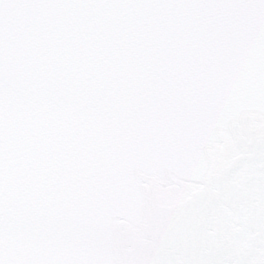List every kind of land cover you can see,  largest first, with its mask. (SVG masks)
Returning <instances> with one entry per match:
<instances>
[{"label":"snow or ice","instance_id":"snow-or-ice-1","mask_svg":"<svg viewBox=\"0 0 264 264\" xmlns=\"http://www.w3.org/2000/svg\"><path fill=\"white\" fill-rule=\"evenodd\" d=\"M0 264H264V0H0Z\"/></svg>","mask_w":264,"mask_h":264}]
</instances>
